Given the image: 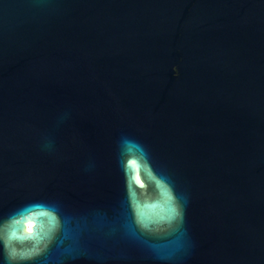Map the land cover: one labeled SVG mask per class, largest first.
<instances>
[{
  "label": "water",
  "instance_id": "water-1",
  "mask_svg": "<svg viewBox=\"0 0 264 264\" xmlns=\"http://www.w3.org/2000/svg\"><path fill=\"white\" fill-rule=\"evenodd\" d=\"M37 262L264 264V0H0V264Z\"/></svg>",
  "mask_w": 264,
  "mask_h": 264
},
{
  "label": "snow or ice",
  "instance_id": "snow-or-ice-1",
  "mask_svg": "<svg viewBox=\"0 0 264 264\" xmlns=\"http://www.w3.org/2000/svg\"><path fill=\"white\" fill-rule=\"evenodd\" d=\"M14 256H15V253H14V252H10V254H9V259L14 258ZM37 264H38V262H37Z\"/></svg>",
  "mask_w": 264,
  "mask_h": 264
}]
</instances>
